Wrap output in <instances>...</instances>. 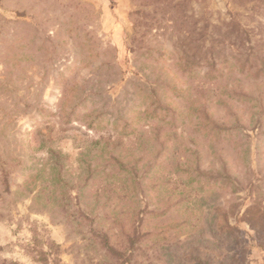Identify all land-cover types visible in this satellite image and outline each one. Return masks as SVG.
I'll use <instances>...</instances> for the list:
<instances>
[{
  "label": "rangeland",
  "instance_id": "1",
  "mask_svg": "<svg viewBox=\"0 0 264 264\" xmlns=\"http://www.w3.org/2000/svg\"><path fill=\"white\" fill-rule=\"evenodd\" d=\"M253 205L264 0H0V264H121L135 228L124 264H264Z\"/></svg>",
  "mask_w": 264,
  "mask_h": 264
},
{
  "label": "trees",
  "instance_id": "2",
  "mask_svg": "<svg viewBox=\"0 0 264 264\" xmlns=\"http://www.w3.org/2000/svg\"><path fill=\"white\" fill-rule=\"evenodd\" d=\"M234 39L232 40L233 42H234ZM248 56L249 55H247V58H249ZM214 64H215V61H211V65L213 66ZM4 174H5V172H4ZM106 204H107V202H106ZM216 215L219 216V213L217 212V213L214 214V216H216ZM245 216H247V219L249 220L250 224L259 233V236L261 237V239L264 240V207L261 208L260 206H257V205L250 206L246 210ZM222 221L218 220L216 222V227L219 230L221 229V231L225 232L226 236L232 234L234 232L233 226L229 225L227 223V221H225V218ZM132 234H133L132 238L134 240L133 239L130 240L129 247L126 248L125 252H124V253L127 252L128 256L124 257L123 256L124 253H121L122 250L118 249L120 251V253L117 251V249L114 246V244H112L110 242V239L106 235V233H101L100 234V237H101L100 241H101V244H102L103 248H105L106 254H107V252L111 253V254H113V253H118L119 255L121 254L124 257L122 262H121V264H124L125 262H127L130 259V256L133 255V251L135 249H137V246H135V240L139 239L142 236V235H137L138 234V229L137 228H135L133 230ZM193 236L194 235L189 234L184 239H181V240L180 239H176L175 242L179 243V244H188L189 245V244H191V241L193 242ZM192 251L193 250H191L190 254L186 255V256H179V254H175V253L173 254V252H169L168 255H169V258H170L171 262L184 260L186 262L185 264H210L211 263L210 257L205 259V260H203L197 255V253H193Z\"/></svg>",
  "mask_w": 264,
  "mask_h": 264
}]
</instances>
